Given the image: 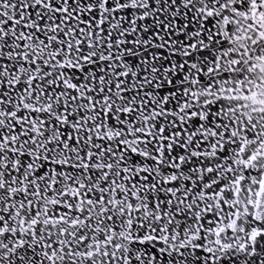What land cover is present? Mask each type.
Instances as JSON below:
<instances>
[{"label": "snow or ice", "instance_id": "obj_1", "mask_svg": "<svg viewBox=\"0 0 264 264\" xmlns=\"http://www.w3.org/2000/svg\"><path fill=\"white\" fill-rule=\"evenodd\" d=\"M0 264H264V0H0Z\"/></svg>", "mask_w": 264, "mask_h": 264}]
</instances>
